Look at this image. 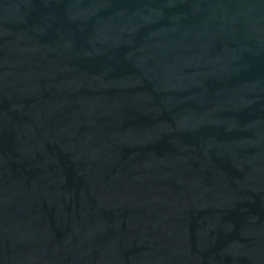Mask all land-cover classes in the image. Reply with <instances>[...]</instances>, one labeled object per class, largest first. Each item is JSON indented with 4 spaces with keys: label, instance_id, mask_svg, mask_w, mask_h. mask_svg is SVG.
<instances>
[{
    "label": "water",
    "instance_id": "1",
    "mask_svg": "<svg viewBox=\"0 0 264 264\" xmlns=\"http://www.w3.org/2000/svg\"><path fill=\"white\" fill-rule=\"evenodd\" d=\"M0 264H264V0H0Z\"/></svg>",
    "mask_w": 264,
    "mask_h": 264
}]
</instances>
